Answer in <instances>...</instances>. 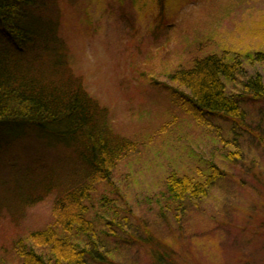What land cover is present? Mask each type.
<instances>
[{
    "label": "rangeland",
    "instance_id": "rangeland-1",
    "mask_svg": "<svg viewBox=\"0 0 264 264\" xmlns=\"http://www.w3.org/2000/svg\"><path fill=\"white\" fill-rule=\"evenodd\" d=\"M61 10L72 67L109 107L115 130L138 142L88 200L92 255L102 252L112 264H158L157 257L264 264V99L244 92L243 127L219 116L200 125L175 100L170 86H179L168 78L211 53L264 50V0H66ZM243 67L229 93H241L257 72L264 80V62L244 59ZM12 143L0 177L58 165L66 153L37 131ZM212 164L221 174L207 195H169L171 173L205 180ZM53 202L49 196L17 220L0 212V264H22L13 242L53 222ZM85 264L103 263L89 257Z\"/></svg>",
    "mask_w": 264,
    "mask_h": 264
},
{
    "label": "trees",
    "instance_id": "trees-1",
    "mask_svg": "<svg viewBox=\"0 0 264 264\" xmlns=\"http://www.w3.org/2000/svg\"><path fill=\"white\" fill-rule=\"evenodd\" d=\"M63 1L0 0V162L13 141L33 131L50 146L66 149L58 165L29 167L17 175L5 167L3 173L15 176L0 177V212L17 220L27 207L54 196L53 222L13 242L22 264H85L89 257L112 264L102 252L92 255L96 228L88 200L138 150V142L115 130L109 107L89 93L72 67L62 32ZM229 53L196 58L168 75L179 86H170L175 100L200 125L219 116L243 127L244 92L264 99L258 72L242 83L241 93H229L227 85L243 75L244 59L264 62V50ZM212 168L205 180L171 173L166 180L169 195L176 201L207 195L221 174L216 164ZM162 260L157 257L158 264H165Z\"/></svg>",
    "mask_w": 264,
    "mask_h": 264
}]
</instances>
